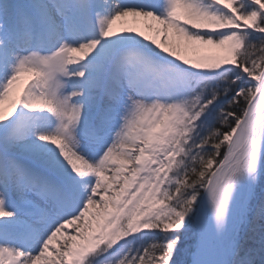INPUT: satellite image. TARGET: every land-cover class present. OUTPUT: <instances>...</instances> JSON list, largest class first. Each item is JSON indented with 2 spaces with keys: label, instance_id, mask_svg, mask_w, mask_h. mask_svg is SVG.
Masks as SVG:
<instances>
[{
  "label": "snow or ice",
  "instance_id": "obj_1",
  "mask_svg": "<svg viewBox=\"0 0 264 264\" xmlns=\"http://www.w3.org/2000/svg\"><path fill=\"white\" fill-rule=\"evenodd\" d=\"M0 264H264V0H0Z\"/></svg>",
  "mask_w": 264,
  "mask_h": 264
},
{
  "label": "bare ground",
  "instance_id": "obj_2",
  "mask_svg": "<svg viewBox=\"0 0 264 264\" xmlns=\"http://www.w3.org/2000/svg\"><path fill=\"white\" fill-rule=\"evenodd\" d=\"M155 21H152V20H145L144 18H139V19H136L134 20L132 17H127V18H123L121 20H118L116 22V25H114V27H135L137 28L138 30L140 31H144L146 34L148 35H153L155 36V32L153 29L149 28L148 25L149 24H152L155 26ZM178 36H175V35H172L170 34V37H169V41H173L174 38H177ZM157 38V41L159 42V37H156ZM172 39V40H171ZM198 44L195 45V51L193 50V48L191 46H188L186 45V47L184 46H180L177 50L178 52H180L181 54H184L186 55L187 57L189 58H194L195 56L198 55V53H212V52H216V53H220V49H217L215 47H209L208 49L204 50V49H201V48H196ZM212 48H214L215 50H212ZM27 79H29V75H25L21 78V81L19 83V86L17 87L16 91L18 92L20 87H22L24 81H26ZM8 105V102L6 101L5 102V107H7Z\"/></svg>",
  "mask_w": 264,
  "mask_h": 264
},
{
  "label": "rangeland",
  "instance_id": "obj_3",
  "mask_svg": "<svg viewBox=\"0 0 264 264\" xmlns=\"http://www.w3.org/2000/svg\"><path fill=\"white\" fill-rule=\"evenodd\" d=\"M172 40V39H171ZM173 42H175V43H177V44H179L180 46H184V47H186V45H187V42H185V41H183V38L182 37H177V38H174L173 39V41H169V44L171 45ZM209 47H211L210 45H203V44H198L197 46H196V48H201V49H204V50H206V49H208ZM212 47H214V46H212ZM212 50H215L214 48H212ZM216 54H218V53H216V52H212V53H198V55L197 56H195L193 59H196V58H198L199 56H214V55H216Z\"/></svg>",
  "mask_w": 264,
  "mask_h": 264
}]
</instances>
